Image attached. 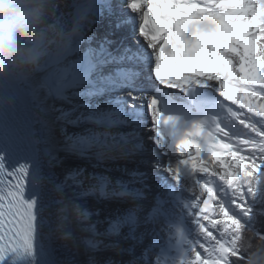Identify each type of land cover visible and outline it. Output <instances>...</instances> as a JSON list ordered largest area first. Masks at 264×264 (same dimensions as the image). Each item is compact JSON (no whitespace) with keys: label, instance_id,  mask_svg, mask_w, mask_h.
I'll use <instances>...</instances> for the list:
<instances>
[{"label":"snow or ice","instance_id":"snow-or-ice-1","mask_svg":"<svg viewBox=\"0 0 264 264\" xmlns=\"http://www.w3.org/2000/svg\"><path fill=\"white\" fill-rule=\"evenodd\" d=\"M99 17L122 33L118 41L89 36ZM50 27L61 36L55 53L30 78L0 82V264L260 257L264 0H72L54 10ZM43 43L27 55H45ZM84 125L92 127L69 131ZM93 158L126 165L110 176L78 162ZM88 197L129 206L100 220ZM54 210L56 231L83 260L51 243L45 216Z\"/></svg>","mask_w":264,"mask_h":264},{"label":"clouds","instance_id":"clouds-1","mask_svg":"<svg viewBox=\"0 0 264 264\" xmlns=\"http://www.w3.org/2000/svg\"><path fill=\"white\" fill-rule=\"evenodd\" d=\"M63 0H0V82L9 77L28 79L48 53H55L61 36L51 29L52 13ZM71 32V27L65 34ZM43 37L45 55L28 56ZM255 252L250 257H255ZM250 264H264V253Z\"/></svg>","mask_w":264,"mask_h":264},{"label":"bare ground","instance_id":"bare-ground-1","mask_svg":"<svg viewBox=\"0 0 264 264\" xmlns=\"http://www.w3.org/2000/svg\"><path fill=\"white\" fill-rule=\"evenodd\" d=\"M116 33H118V31H116ZM99 100L100 99H94V101H92L93 102L92 104H97ZM36 127H39V125L37 124ZM58 139H59V136L57 135L55 140L58 141ZM54 143H55V141H54ZM56 147H60V145L57 143ZM58 154L60 155V157L62 159L65 156V153H63L62 151L59 152ZM119 161L120 160L105 159V160H103L101 162L93 163L92 161H89V160L88 161L87 160H83V161H81L82 162L81 165H85L87 167V170L90 171V172L95 171V172L103 173V174L105 172V168L104 167H107L106 169H108L109 172H114L116 174V176H117V175H119V173L116 172L115 170L118 169V168H123V167H125L123 165H126V164H121V163L119 164ZM93 165H96V167L94 168ZM128 166L130 167L131 165H128ZM45 170L47 171V169H45ZM52 171L56 172L59 175L61 169L57 166V167H54L52 169ZM61 177L62 176H60V178ZM50 187L51 186H47L46 191ZM51 195H55V193H51ZM107 203H109L110 205L112 203L113 207H111V208H113L114 210L121 209L119 206H122V205L125 206V209L129 206L127 204H123L121 202L113 201V200L111 201V203L109 201H107ZM92 204H94V203H92ZM106 215H107V213L102 212V215L100 216L101 220H103V218H105ZM45 219H46V221H50V226H51V229L53 230L52 231V239H51V243L53 244V246L55 248H57L58 250L70 249L71 252L76 253V259L83 260V257H84L83 251L81 249L79 251H77L76 247L72 244V241H71L70 238L69 239H63V238H61V234L58 231H56L58 221H57V217H56V214H55V210L53 211V214L51 216H47L46 215ZM105 227H106V225H101V229L102 230ZM125 231H127V230L125 229ZM43 233H44L45 236L48 235V233H49L48 224L45 225V227L43 229ZM131 244H132V241H124L122 246L123 247H129ZM106 253H108V252H106ZM111 254H112V252H110L109 255H107V256H112ZM126 255L127 254H125L123 256L124 259H128V257ZM119 258L121 259V257H119Z\"/></svg>","mask_w":264,"mask_h":264},{"label":"trees","instance_id":"trees-1","mask_svg":"<svg viewBox=\"0 0 264 264\" xmlns=\"http://www.w3.org/2000/svg\"><path fill=\"white\" fill-rule=\"evenodd\" d=\"M252 243H253V244H258V243H259V241H257V240H254V241H252Z\"/></svg>","mask_w":264,"mask_h":264}]
</instances>
